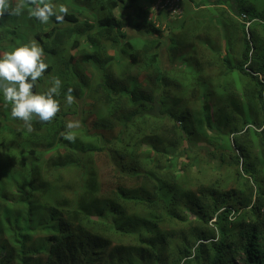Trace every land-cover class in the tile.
<instances>
[{
	"label": "trees",
	"instance_id": "1",
	"mask_svg": "<svg viewBox=\"0 0 264 264\" xmlns=\"http://www.w3.org/2000/svg\"><path fill=\"white\" fill-rule=\"evenodd\" d=\"M49 2L62 23L0 19V53L44 51L33 91L62 81L31 131L0 92V185L32 189L0 206V264H264V0Z\"/></svg>",
	"mask_w": 264,
	"mask_h": 264
},
{
	"label": "clouds",
	"instance_id": "2",
	"mask_svg": "<svg viewBox=\"0 0 264 264\" xmlns=\"http://www.w3.org/2000/svg\"><path fill=\"white\" fill-rule=\"evenodd\" d=\"M157 7V8H155ZM58 8V11H57ZM154 13L153 21L157 20L162 10L159 4L152 7ZM27 9V15L30 19H36L43 24H47L50 18L55 17L58 23L64 21L65 16L68 14V8L63 5H55L50 3L49 0H0V19L6 14L8 16L20 17ZM182 10H180L181 13ZM167 12L163 14L167 19ZM177 15V14H174ZM240 20L246 23L248 36L250 35L248 27L251 22L248 21L246 15H241ZM243 22V23H244ZM166 25H163V29ZM94 67V66H92ZM48 68V64L44 61V51L38 46L35 40L22 46L16 47L9 52L0 53V92L3 94L5 106H11V116L13 119L23 121L24 125L18 126L19 130L25 127L32 130V120L37 118L40 122L50 123L60 111V102L55 99L60 95L62 81L59 77H54L51 80L52 86L49 87L44 93H35L33 91L37 82L43 77ZM96 68L92 74H96L99 68ZM91 74V75H92ZM73 89L69 88L65 93L66 103L70 106L73 104L75 97L73 96ZM80 127L78 121H69L66 124V130L61 133L63 139L69 142H75L76 136L74 129ZM44 167L52 170L57 175L58 172H65L61 169L55 171L52 167L56 164H61L62 160L59 158H50L45 152L43 155ZM53 156V155H52ZM23 191L18 189L8 191L0 185V206L12 208L8 211L9 216L22 220L24 214L21 209H25L22 205L14 206V202L22 197L27 199L30 197L32 189L28 187H21ZM38 195V194H36ZM234 215V213H232ZM231 221H235L236 216H231ZM215 220V219H213Z\"/></svg>",
	"mask_w": 264,
	"mask_h": 264
},
{
	"label": "rangeland",
	"instance_id": "3",
	"mask_svg": "<svg viewBox=\"0 0 264 264\" xmlns=\"http://www.w3.org/2000/svg\"><path fill=\"white\" fill-rule=\"evenodd\" d=\"M146 5H149V4L146 3V4L143 5V7L145 8ZM155 8H157V7H155ZM152 11H153V10H152ZM153 12L156 13V11H153ZM150 15H151V18L154 19V14H153L152 12L150 13ZM165 20L167 21L166 18H165ZM129 33L133 35V30H129ZM135 34H136V33H135ZM83 46H84V45H83ZM95 70H96V68L91 67V69H90V71H89V75H91L92 72L95 71ZM92 76H96V74H92ZM79 103H80V101H79ZM80 104H81V106H82V103H80ZM65 119H66V121H68V122H69V121H77V119H76V117H75L74 115H69V116H67ZM180 156H181V157H179V162H180V161H183V160L185 159V158H184L185 156H184L183 154H180ZM180 159H181V160H180ZM99 164H101L100 166H101V169H102V166L104 167V165L102 164V162H99ZM107 171H108V169H107V170L105 169V170H103V172H101V173H102V174H105L106 178L108 179Z\"/></svg>",
	"mask_w": 264,
	"mask_h": 264
},
{
	"label": "built area",
	"instance_id": "4",
	"mask_svg": "<svg viewBox=\"0 0 264 264\" xmlns=\"http://www.w3.org/2000/svg\"><path fill=\"white\" fill-rule=\"evenodd\" d=\"M168 10H171V11H173L174 13H178V12H180V10H178V9H176V7L172 4L171 6H170V9L168 8Z\"/></svg>",
	"mask_w": 264,
	"mask_h": 264
}]
</instances>
